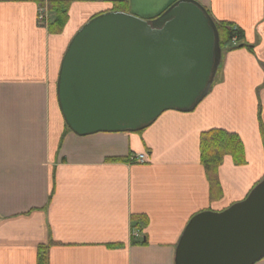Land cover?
I'll list each match as a JSON object with an SVG mask.
<instances>
[{
    "label": "crops",
    "instance_id": "obj_1",
    "mask_svg": "<svg viewBox=\"0 0 264 264\" xmlns=\"http://www.w3.org/2000/svg\"><path fill=\"white\" fill-rule=\"evenodd\" d=\"M114 1L123 0L72 3L52 34L34 1L0 0V264H174L192 216L226 209L264 178V0H195L252 48L223 49L218 78L192 111H165L140 132L66 128L56 99L62 56ZM176 1L117 5L150 19ZM214 130L239 137L244 163L224 155L210 183L201 136ZM143 151L147 163L128 162ZM132 226L143 244L131 242Z\"/></svg>",
    "mask_w": 264,
    "mask_h": 264
},
{
    "label": "water",
    "instance_id": "obj_2",
    "mask_svg": "<svg viewBox=\"0 0 264 264\" xmlns=\"http://www.w3.org/2000/svg\"><path fill=\"white\" fill-rule=\"evenodd\" d=\"M220 60L215 23L195 0H178L150 20L104 12L67 44L56 80L58 108L79 137L141 131L165 111H192ZM263 257L264 178L226 209L194 215L174 264H255Z\"/></svg>",
    "mask_w": 264,
    "mask_h": 264
},
{
    "label": "trees",
    "instance_id": "obj_3",
    "mask_svg": "<svg viewBox=\"0 0 264 264\" xmlns=\"http://www.w3.org/2000/svg\"><path fill=\"white\" fill-rule=\"evenodd\" d=\"M37 4H46L48 11L47 30L52 34L61 33L68 20V10L72 3L81 0H31ZM113 9H120L119 5L123 1H114ZM218 32L219 45L222 49L231 50L235 48H247L251 51L252 46H249L243 41L242 31L234 27L232 23L215 22ZM236 38L237 45L231 44L232 39ZM231 46V48L229 47ZM224 155H231L236 164H243V146L236 134L229 133L223 130H214L202 133L201 136V162L206 170V174L210 183L216 180L217 168ZM138 222L143 221L141 217L135 218ZM40 263L44 264L41 259Z\"/></svg>",
    "mask_w": 264,
    "mask_h": 264
},
{
    "label": "built area",
    "instance_id": "obj_4",
    "mask_svg": "<svg viewBox=\"0 0 264 264\" xmlns=\"http://www.w3.org/2000/svg\"><path fill=\"white\" fill-rule=\"evenodd\" d=\"M44 16H45V15H44L42 12H40V14H39V20H43ZM144 160H145V156H144V154H138V155H135V156H133V157L131 158V161H133V162H139V163L143 162ZM131 235H132L134 238L139 237V232H138V230H133V231L131 232Z\"/></svg>",
    "mask_w": 264,
    "mask_h": 264
},
{
    "label": "rangeland",
    "instance_id": "obj_5",
    "mask_svg": "<svg viewBox=\"0 0 264 264\" xmlns=\"http://www.w3.org/2000/svg\"><path fill=\"white\" fill-rule=\"evenodd\" d=\"M219 69H220V67H219ZM217 78H218V73L215 74L214 82L217 80ZM263 260H264V258L262 260H260L259 262H257L256 264H261L263 262Z\"/></svg>",
    "mask_w": 264,
    "mask_h": 264
}]
</instances>
